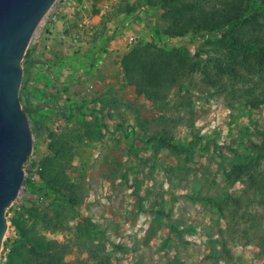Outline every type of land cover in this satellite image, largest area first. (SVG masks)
Segmentation results:
<instances>
[{"label":"rangeland","instance_id":"374dc122","mask_svg":"<svg viewBox=\"0 0 264 264\" xmlns=\"http://www.w3.org/2000/svg\"><path fill=\"white\" fill-rule=\"evenodd\" d=\"M58 3L31 47L54 23ZM126 3L150 17L149 40L139 43L164 38L162 9L148 0H89L87 10L109 5L106 13L115 14ZM60 12L64 25H76L79 12L69 20ZM220 35L190 32L157 43L186 60L179 81L158 99L136 95L123 77L113 101L88 85L85 103L72 112L29 117L33 150L23 166L29 182L6 210L0 264H28L24 249H14L12 219L22 211L31 214L33 232L70 246L67 264H97L102 254L103 264H264V68ZM30 77L27 59L22 103ZM51 167H61L78 201L80 195L74 208L42 187L41 173ZM34 173L38 180L31 182ZM72 214L78 229L68 221Z\"/></svg>","mask_w":264,"mask_h":264},{"label":"trees","instance_id":"16d2710c","mask_svg":"<svg viewBox=\"0 0 264 264\" xmlns=\"http://www.w3.org/2000/svg\"><path fill=\"white\" fill-rule=\"evenodd\" d=\"M148 4L162 9L160 18L165 26L158 35L176 37L190 32L221 30L220 40L225 45L243 52L246 57L254 56L259 68H264V29H261L264 25V0H148ZM135 10L126 3L116 12L133 13ZM30 53L31 49L28 51V63ZM120 63L124 79L132 85L135 94L148 100L160 98L161 92L175 85L186 69L182 51L157 47L155 42L135 43L122 55ZM31 95L26 89L23 104L29 117L36 111L29 101ZM20 98L22 101L21 93ZM235 171L244 173V167L236 165ZM41 175L44 179L42 187L65 195L70 208L80 203V195L78 201L73 185L66 181L61 167H51ZM30 216V213L25 216L22 211L12 219L17 233L15 254L20 248L24 249L28 264H67L66 255L70 246L33 232ZM71 219L76 221L77 227L79 216L73 217L72 214L68 221ZM56 224V229L64 228L62 220L56 221ZM88 250L90 253L91 249ZM102 257L99 261L97 259V264H103L107 259L105 254ZM94 258H98V254Z\"/></svg>","mask_w":264,"mask_h":264},{"label":"crops","instance_id":"0c3cea01","mask_svg":"<svg viewBox=\"0 0 264 264\" xmlns=\"http://www.w3.org/2000/svg\"><path fill=\"white\" fill-rule=\"evenodd\" d=\"M88 1L70 0L60 13L72 8V16L66 17L69 20L79 12L76 25L70 28L58 18L31 47L27 89L32 94L29 101L36 110L35 120L42 110L47 115L72 112L87 96L88 85L96 96L107 94L113 101L111 96L124 83L120 59L128 50L127 37L135 35L137 42L149 40L146 25L150 17L145 15V9L140 13L107 14L106 5L92 12L87 10Z\"/></svg>","mask_w":264,"mask_h":264},{"label":"water","instance_id":"95a60500","mask_svg":"<svg viewBox=\"0 0 264 264\" xmlns=\"http://www.w3.org/2000/svg\"><path fill=\"white\" fill-rule=\"evenodd\" d=\"M57 0H0V251L6 210L25 182L33 150L29 116L20 98L27 53L38 27Z\"/></svg>","mask_w":264,"mask_h":264},{"label":"built area","instance_id":"2783aa9c","mask_svg":"<svg viewBox=\"0 0 264 264\" xmlns=\"http://www.w3.org/2000/svg\"><path fill=\"white\" fill-rule=\"evenodd\" d=\"M68 0H58V4L59 6L57 7V9H55V11H53L52 15L50 16V20L51 23L56 21L58 19V14L60 11H62V9L66 8V5H69L70 0L67 2ZM67 2V3H66ZM145 8L143 6L139 7L138 9H136V13H140L141 11H143ZM67 16L70 17L73 14V9H68L67 11ZM123 25L119 26V29H121ZM166 41L167 37L164 36L163 39L158 40L157 37H155V34L153 35V42L158 43L160 41ZM135 43H137V37L135 35H129L127 37V46L128 48H131ZM29 179L31 182H35L37 181V175L34 173L32 175L29 176Z\"/></svg>","mask_w":264,"mask_h":264}]
</instances>
